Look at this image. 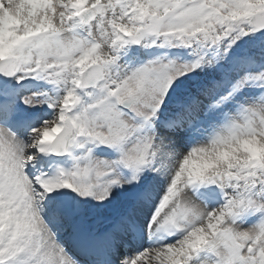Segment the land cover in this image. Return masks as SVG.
Returning <instances> with one entry per match:
<instances>
[{"label":"snow or ice","instance_id":"1","mask_svg":"<svg viewBox=\"0 0 264 264\" xmlns=\"http://www.w3.org/2000/svg\"><path fill=\"white\" fill-rule=\"evenodd\" d=\"M0 264H264V0H0Z\"/></svg>","mask_w":264,"mask_h":264}]
</instances>
